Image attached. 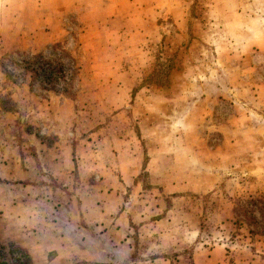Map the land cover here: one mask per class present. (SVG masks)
<instances>
[{"label": "rangeland", "instance_id": "1", "mask_svg": "<svg viewBox=\"0 0 264 264\" xmlns=\"http://www.w3.org/2000/svg\"><path fill=\"white\" fill-rule=\"evenodd\" d=\"M66 155L134 180L113 264H264V0H0V157Z\"/></svg>", "mask_w": 264, "mask_h": 264}, {"label": "crops", "instance_id": "2", "mask_svg": "<svg viewBox=\"0 0 264 264\" xmlns=\"http://www.w3.org/2000/svg\"><path fill=\"white\" fill-rule=\"evenodd\" d=\"M68 157L64 163L44 162L43 158L37 163L33 156L24 163L20 156L0 157V245L22 250L30 264L116 263L106 251L115 246L126 248L124 227H118L115 221L121 223L122 203L128 193L125 187L132 186L134 180L127 184L123 181V189L115 191H111L114 186L107 180L99 181V187L80 183L75 188L69 179L75 167ZM139 173L137 170L132 176ZM154 229L153 225H146L140 235L150 232L155 244L158 239L154 234L158 231L151 232ZM154 244L153 249L160 253L161 245ZM101 249L106 255L100 253ZM120 262L170 264L163 258Z\"/></svg>", "mask_w": 264, "mask_h": 264}, {"label": "trees", "instance_id": "3", "mask_svg": "<svg viewBox=\"0 0 264 264\" xmlns=\"http://www.w3.org/2000/svg\"><path fill=\"white\" fill-rule=\"evenodd\" d=\"M14 251H17V253L21 254L28 262H30V258L22 250L15 248Z\"/></svg>", "mask_w": 264, "mask_h": 264}]
</instances>
